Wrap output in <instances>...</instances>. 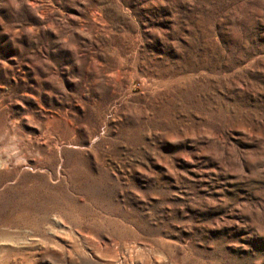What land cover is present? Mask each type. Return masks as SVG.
Wrapping results in <instances>:
<instances>
[{
	"label": "rangeland",
	"instance_id": "rangeland-1",
	"mask_svg": "<svg viewBox=\"0 0 264 264\" xmlns=\"http://www.w3.org/2000/svg\"><path fill=\"white\" fill-rule=\"evenodd\" d=\"M0 264H264V0H0Z\"/></svg>",
	"mask_w": 264,
	"mask_h": 264
}]
</instances>
